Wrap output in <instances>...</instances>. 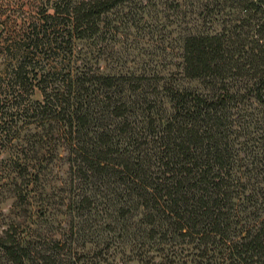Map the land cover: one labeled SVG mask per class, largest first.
Listing matches in <instances>:
<instances>
[{
    "label": "trees",
    "instance_id": "16d2710c",
    "mask_svg": "<svg viewBox=\"0 0 264 264\" xmlns=\"http://www.w3.org/2000/svg\"><path fill=\"white\" fill-rule=\"evenodd\" d=\"M169 1L165 74L102 67L143 0H0V264H264V0Z\"/></svg>",
    "mask_w": 264,
    "mask_h": 264
},
{
    "label": "rangeland",
    "instance_id": "374dc122",
    "mask_svg": "<svg viewBox=\"0 0 264 264\" xmlns=\"http://www.w3.org/2000/svg\"><path fill=\"white\" fill-rule=\"evenodd\" d=\"M201 2L203 3V0H201ZM192 3L196 4L195 0H188L187 4L191 5ZM206 3L207 2L204 1V4ZM175 6L176 3H172L169 0H143L142 5L133 3L128 6L129 10H125L126 15L124 21L125 23L130 22L127 15H134L135 18L133 19V23L127 24L125 31H121V33L126 36L124 39L118 38V42L120 43H116L117 40H112L109 43L119 60L115 55H113V57H107L106 62H102L103 69L108 71L106 67L116 68L125 66L129 69H138L140 65L151 68L160 66L165 69V74L169 73L172 69V65L175 63L173 52H175L179 37L185 30V28L181 26V23L175 20V11H181L183 9H179L178 6L176 9L174 8ZM190 18L196 19V22H202L203 19H206V27L211 28V18L210 15L207 16V12H204L203 16H191ZM45 58L46 59L42 61L44 65H56V62H48L49 60L47 57ZM5 68L6 62L0 58V102L2 104L7 101V106L11 108L13 99L8 90L11 77L6 74ZM33 99L41 100V96L37 94ZM9 149L4 150L0 145V210L7 219H9L8 217L14 216V212L16 211V198L10 194H2L1 191L3 188H9V186L14 183L15 173L13 164L14 161L20 158L18 153L20 152V148L7 152ZM67 170V167H64V172H67ZM62 178H66L64 173L60 174L57 179L61 180ZM55 185H58V183ZM30 197L31 206L29 208V213L33 217V220L36 221L40 207L36 204L37 200L34 196ZM64 213H66V211L63 208H60V211L57 212L55 219L58 223L66 221ZM41 220L45 219L43 218ZM52 227L56 229L57 223H53Z\"/></svg>",
    "mask_w": 264,
    "mask_h": 264
}]
</instances>
